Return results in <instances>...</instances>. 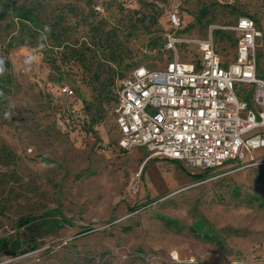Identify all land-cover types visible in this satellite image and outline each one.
Listing matches in <instances>:
<instances>
[{"label":"rangeland","instance_id":"1","mask_svg":"<svg viewBox=\"0 0 264 264\" xmlns=\"http://www.w3.org/2000/svg\"><path fill=\"white\" fill-rule=\"evenodd\" d=\"M13 3L36 8L37 32L6 11ZM170 14L191 26L178 32L184 40L212 31L225 66L236 47L219 35L234 40L237 18L251 16L264 80V0H0V57L10 63L0 75V238L20 234L25 246L18 220L49 210L68 220L0 264H264V166L195 180L202 170L118 145L117 83L170 59ZM182 45L181 59L200 56L195 42ZM253 156L264 162V150Z\"/></svg>","mask_w":264,"mask_h":264},{"label":"built area","instance_id":"2","mask_svg":"<svg viewBox=\"0 0 264 264\" xmlns=\"http://www.w3.org/2000/svg\"><path fill=\"white\" fill-rule=\"evenodd\" d=\"M172 33L164 49L171 53L162 68L137 67L117 83L113 109L122 150L144 149L151 158L182 163L194 170L228 172L264 166L253 152L264 150V80L256 72L255 23L240 18L234 60L224 65L212 39L178 36L180 19L170 14ZM195 42L200 56L183 60L177 47ZM238 85L250 86L237 95ZM61 93L73 95L62 88ZM204 264V263H201Z\"/></svg>","mask_w":264,"mask_h":264},{"label":"trees","instance_id":"3","mask_svg":"<svg viewBox=\"0 0 264 264\" xmlns=\"http://www.w3.org/2000/svg\"><path fill=\"white\" fill-rule=\"evenodd\" d=\"M4 7H5L6 11H8V13L14 11L15 12V18H17L21 23H27L29 25V29L31 28L32 30L37 32L39 30V28H37V27H41L39 25V19H38L37 14H36V8L25 7L22 5L18 6L14 3L11 5L6 4V5H4ZM240 18H248V19H251L255 23L254 19L251 16L243 15V16H240L237 18L235 25ZM165 21H166V24H168L170 27L168 17H166ZM180 23H181V28L179 29L180 34H183L184 31H186V29L188 27H191V26L185 25L184 22H182L181 20H180ZM255 25H256V23H255ZM256 27H257V25H256ZM215 33L218 34L217 31ZM211 34H212V31H211ZM219 37H221L222 39H226V40L230 41L231 48L234 49L236 47L237 37L235 35H234V40H232L230 38V36L225 35V34H220ZM10 43H12V42H10ZM59 45H63V43L61 42V43H59ZM184 46L185 45H180L179 47L183 48ZM162 47L163 46L160 47V50ZM161 51H163V49ZM115 55H116V53L111 55L110 59L115 61L117 59V57ZM189 58H191V56ZM234 58H235V54L232 57V61L234 60ZM191 59H187V60H191ZM183 60H185V59H183ZM137 67H146L147 69H154V68L148 67L146 65H141V64L135 66L133 69H135ZM9 68H10L9 61L6 58H4V56H1L0 57V75L5 76L6 72ZM131 72H129V74ZM129 74H126L125 76L121 77V79L125 78ZM257 76H258V74H257ZM115 104H116V91L114 94L112 115H113V109L115 107ZM114 124H115V122H114ZM202 171H203V174L192 175V178H194L195 180H201V179H204L206 177V174L213 172V170H202ZM66 222H68V220L62 215V213L59 210H55V209L49 210V211H47L44 214L39 215V216H28V217L19 219L16 226H17L18 230L23 229L24 232H23L22 236L24 237L23 239L25 240L26 245L24 246L20 234L17 235L15 239L0 238V257H14V256L24 254V253H27V252H30V251L37 249L38 241L41 239V237L45 233H47L49 230H52V229H54V230L62 229L65 226Z\"/></svg>","mask_w":264,"mask_h":264}]
</instances>
